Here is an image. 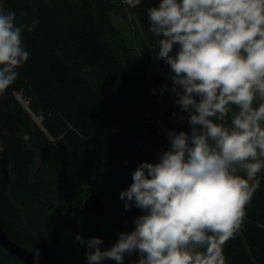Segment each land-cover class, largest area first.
Here are the masks:
<instances>
[{"label":"trees","instance_id":"1","mask_svg":"<svg viewBox=\"0 0 264 264\" xmlns=\"http://www.w3.org/2000/svg\"><path fill=\"white\" fill-rule=\"evenodd\" d=\"M159 2L132 7L144 33L135 41L114 23L123 0H0V9L16 13L17 26L38 21L22 33L28 60L0 94V224L46 264H88L77 235L101 238L106 250L119 233L132 232L144 212L134 204L126 211L121 191L142 162H158L169 132L191 131L189 113L171 91L170 66L151 47L147 9ZM257 179L241 229L223 246L226 264H264V170ZM94 194L107 206L99 216L85 209ZM47 220L56 229L49 238ZM138 259L126 255L123 264ZM0 262L25 264L1 244Z\"/></svg>","mask_w":264,"mask_h":264},{"label":"clouds","instance_id":"2","mask_svg":"<svg viewBox=\"0 0 264 264\" xmlns=\"http://www.w3.org/2000/svg\"><path fill=\"white\" fill-rule=\"evenodd\" d=\"M147 16L155 59L170 66L191 131L169 132L158 162H142L121 191L126 211L144 212L132 232L106 250L99 237L76 240L88 264H123L136 253V264H226L223 246L241 229L264 170V0H160ZM15 17L0 9V94L29 58L22 33L38 23L17 26Z\"/></svg>","mask_w":264,"mask_h":264},{"label":"water","instance_id":"3","mask_svg":"<svg viewBox=\"0 0 264 264\" xmlns=\"http://www.w3.org/2000/svg\"><path fill=\"white\" fill-rule=\"evenodd\" d=\"M85 209L90 215L99 216L106 211V202L102 197L97 194L91 195L85 201ZM0 244L3 246L10 254L17 257L25 264H46L40 257L37 259L36 255L29 252L28 249L21 246L17 242L13 241L7 232L4 230L0 224Z\"/></svg>","mask_w":264,"mask_h":264},{"label":"rangeland","instance_id":"4","mask_svg":"<svg viewBox=\"0 0 264 264\" xmlns=\"http://www.w3.org/2000/svg\"><path fill=\"white\" fill-rule=\"evenodd\" d=\"M128 1L129 0H123V4L125 7L123 8V10H120L119 12H117V14L114 15V23L118 28L122 29L123 31H126L129 35H132V37L135 39V41H137L138 34L144 36L143 31L140 29V27L136 23V20L133 16V11H132V7H134L138 4L136 3L135 5H132V3H129ZM137 29H139L138 32H137ZM133 34L135 36H133ZM18 98L20 99L19 96H18ZM22 103L24 104V106L26 108L29 107V105H28L29 103L27 100H22ZM0 144L2 146L1 150H3V145H2L3 141L2 140H0ZM52 222H53V220H52ZM52 222L50 220H47L46 224L45 225L43 224V226H44L43 235L46 238H49L50 235L52 234L50 231V229L54 228L53 227L54 224ZM54 230L56 231L55 228H54ZM34 231L40 232L38 230H34ZM0 264H3V263L0 262Z\"/></svg>","mask_w":264,"mask_h":264},{"label":"built area","instance_id":"5","mask_svg":"<svg viewBox=\"0 0 264 264\" xmlns=\"http://www.w3.org/2000/svg\"><path fill=\"white\" fill-rule=\"evenodd\" d=\"M128 2H129V3H132V5H135V4H136V0H129ZM19 97L21 98L22 96L19 95ZM147 116H148V117H151V114L148 113ZM157 124H158V126H159V132H160L161 134H165V133L168 131V127H167V125L164 124L161 120H158V121H157ZM161 150H166V146H162V147H161Z\"/></svg>","mask_w":264,"mask_h":264}]
</instances>
